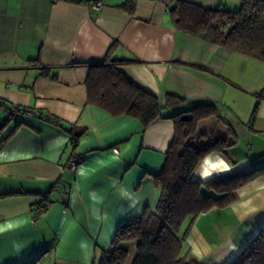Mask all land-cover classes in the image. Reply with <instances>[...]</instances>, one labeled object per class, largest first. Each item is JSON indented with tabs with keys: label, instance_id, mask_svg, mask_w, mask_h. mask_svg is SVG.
<instances>
[{
	"label": "crops",
	"instance_id": "crops-1",
	"mask_svg": "<svg viewBox=\"0 0 264 264\" xmlns=\"http://www.w3.org/2000/svg\"><path fill=\"white\" fill-rule=\"evenodd\" d=\"M95 1L104 7L0 0V264L97 262L124 222L156 209L173 117L196 104L215 113L199 121L194 146L223 135L237 142L208 154L192 179L264 167V60L183 30L160 0ZM175 5L183 17L190 5L236 11L241 0ZM105 60L159 99L148 126L90 100L91 65ZM168 95L183 102L168 105ZM14 105L24 111L11 116ZM235 197L191 227L185 249L201 264H230L264 228V175ZM122 246L133 264L137 241Z\"/></svg>",
	"mask_w": 264,
	"mask_h": 264
},
{
	"label": "trees",
	"instance_id": "trees-1",
	"mask_svg": "<svg viewBox=\"0 0 264 264\" xmlns=\"http://www.w3.org/2000/svg\"><path fill=\"white\" fill-rule=\"evenodd\" d=\"M129 8L133 10V5ZM190 10L183 17L179 16L176 5L170 10L183 30L264 60V0H241V7L236 11L199 5H190ZM88 85L90 100L113 115L138 118L144 126L161 115L159 99L135 85L113 61L93 63ZM181 102L183 99L175 95L167 96L168 105ZM214 113L212 103H200L173 117L175 135L162 171L154 175L156 185L161 187L156 209L147 208L141 216L124 222L94 264H126L129 251L122 244L132 240L137 241L133 264H201L191 249H185L195 220L213 207L234 203L239 188L264 175V167H261L214 176L206 181L192 179L198 164L208 154L225 152L237 142H229L225 135L216 139L203 134L200 136L210 141L194 146L199 121ZM5 126L6 123L0 126V133ZM81 133L82 130L75 133V143ZM5 141L0 140V150ZM230 264H264V228Z\"/></svg>",
	"mask_w": 264,
	"mask_h": 264
},
{
	"label": "built area",
	"instance_id": "built-area-1",
	"mask_svg": "<svg viewBox=\"0 0 264 264\" xmlns=\"http://www.w3.org/2000/svg\"><path fill=\"white\" fill-rule=\"evenodd\" d=\"M54 1H70V2H74V3H79V4H84L87 5L89 7H92L94 9L100 10L104 7V4L102 2L99 1H95V0H54ZM163 3H165V5L167 6L168 11H170L174 5H175V0H160ZM24 111L21 107L14 105L11 109H10V113L12 115L18 114L19 112ZM28 114L30 115H37L40 114L38 111H27ZM80 165V158L77 154H74L70 160L67 163V168L71 171H76L78 169ZM60 187V183H56L54 185L55 189H58ZM47 205H42L38 208V214H42L46 209H47ZM38 217V216H37ZM35 217L32 221L36 222V218Z\"/></svg>",
	"mask_w": 264,
	"mask_h": 264
},
{
	"label": "rangeland",
	"instance_id": "rangeland-1",
	"mask_svg": "<svg viewBox=\"0 0 264 264\" xmlns=\"http://www.w3.org/2000/svg\"><path fill=\"white\" fill-rule=\"evenodd\" d=\"M132 260H133V255L130 256L129 260L127 261L126 264H132Z\"/></svg>",
	"mask_w": 264,
	"mask_h": 264
}]
</instances>
